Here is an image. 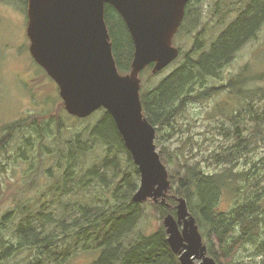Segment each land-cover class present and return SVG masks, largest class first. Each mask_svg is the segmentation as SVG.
<instances>
[{
	"label": "rangeland",
	"instance_id": "rangeland-1",
	"mask_svg": "<svg viewBox=\"0 0 264 264\" xmlns=\"http://www.w3.org/2000/svg\"><path fill=\"white\" fill-rule=\"evenodd\" d=\"M248 3L249 0H190L187 3L186 20H183V27L176 32L177 35L172 42V47L177 50L176 60L158 71L156 75L151 73L150 65L146 66L148 68L143 70L140 77L138 76L140 87H150L151 84L159 83L170 76L181 67L185 57L191 56L196 59L200 53L208 52L213 39L237 18ZM23 8L27 9V0H0V222L1 217L10 212V221L6 225L2 239L4 243L14 245L17 242L14 235L16 224L28 213L35 214L36 218L39 213H45L52 215L53 219H67L72 214V210H66L67 206L87 203L102 207L111 204L114 202L115 194L123 193L124 189L119 182L122 173L129 170L126 155L117 151L114 163L118 161L121 164L119 173L114 174L109 170L106 174L108 183L98 184L96 180H91L80 190L77 185L80 186V181L84 179L87 171L93 164H98L105 155L103 146L96 142L92 148L86 147L85 155L78 159L79 165L73 171L76 185L74 182L64 184V172L69 168L55 166L52 158L64 150L63 145L59 141H54L56 125L48 127V123L44 122H48L51 116L67 112L61 97L59 99L56 84L44 70L37 65L40 71L35 66L37 63L29 51L30 41L25 35L27 27L25 28L24 21L21 20V14L25 12L21 10ZM208 90L211 92L205 98H194L186 102L177 117L176 129H172V126L165 127L159 133L156 140L157 151L159 153L162 149V158L166 165L162 163L167 170L169 187L163 191L166 195L164 199L157 197L154 201L147 198L137 203L144 207L143 216L136 228L137 233L149 235L162 227L166 234L163 221L167 215L172 214L160 215L156 207L168 206L167 196L171 186L169 171L175 170L181 162L196 166L207 175L228 169H231L233 176L251 171L253 174L259 173L263 179L260 187L264 188V135L254 136L256 125L251 119L252 116L258 115V125L264 132V21L255 35L235 52L231 61L222 67L215 77L206 80L203 88L198 90L194 97ZM63 111L65 113H62ZM95 113L97 112L85 118L76 117L80 121L75 124L73 123L75 120L67 115L68 119L65 122L64 115L63 121L70 126L67 137L73 139V135L86 131L97 120L98 115L92 117ZM32 119L36 121L37 127L31 129ZM234 133L238 135L240 141L239 153L244 155L236 161L226 162L225 157L236 156L231 152L236 147L230 146L234 141L232 139ZM243 140H248V143H244ZM33 154L35 162L32 160ZM230 154L232 156L227 157ZM45 164L47 165L44 166ZM136 185L138 190L140 174ZM70 187H74L75 193L63 194V189ZM236 191L222 193L218 202V212L234 214L236 211L234 208L238 203L246 201L245 192ZM134 194L131 201L136 203L133 201ZM185 205L188 214L194 218V226L201 237L202 245L206 248L205 256L211 257L207 253L205 234L189 211L186 201ZM176 206L175 214L172 215L175 220ZM54 232L59 235L54 241L56 244L61 246L71 241L64 240L61 231ZM167 237L166 234V239ZM239 251L238 260L241 259L247 264H264V257H255L253 246L245 244ZM38 253L39 251L34 249L19 250L8 259V263L27 264L34 260ZM175 255L178 257L182 254ZM97 256L96 251L81 252L77 249L75 252L72 251L63 263L91 264ZM62 258L63 256L60 260ZM51 261L52 264H58L52 259ZM199 261L194 260V264Z\"/></svg>",
	"mask_w": 264,
	"mask_h": 264
},
{
	"label": "trees",
	"instance_id": "trees-1",
	"mask_svg": "<svg viewBox=\"0 0 264 264\" xmlns=\"http://www.w3.org/2000/svg\"><path fill=\"white\" fill-rule=\"evenodd\" d=\"M186 10L187 6L185 12ZM184 17L185 21L187 13ZM104 20L116 67L120 74H126L130 71L134 51L129 32L120 15L108 5L104 7ZM263 21L264 0H249L237 18L213 39L208 52L200 53L196 59L191 56L185 57L181 67L170 76L159 83L151 84L150 87H140L139 98L143 114L155 128L156 140L163 128L178 127L177 117L186 102L194 98L203 99L211 92L208 90L194 97V94L203 88L206 80L215 77L222 67L231 61L235 52L255 35ZM181 26L183 27V24L180 28ZM96 112L92 117L98 115L97 120L86 131L73 135V139L67 137L70 126L65 123L68 119L66 115L75 120L74 124L80 119L63 111L65 114L51 116L48 122H44L48 123V127L56 125L54 141L61 142L64 149L52 158L55 166L69 168L64 172V184L73 182L75 184L73 171L79 165V157L85 155L86 147L90 149L96 142L103 146L105 152L103 159L98 164H93L80 181V186L77 185L82 190L91 180H96L98 184L108 183L107 171L112 170L114 174H118L121 165L118 161L114 163L115 153L117 151L124 153L129 170L122 173L119 182L124 189L123 193L115 194L114 202L102 207L87 203L67 206L66 210H72L67 219H53L52 215L45 213H39L36 218L35 214L28 213L16 224L15 245L4 243L2 239L11 216L10 212L5 213L0 222V264H10L8 259L24 249L39 251L34 260L27 264H52L51 259L58 264H65L63 261L77 249L81 252L98 253L91 264H180L167 243L162 227L149 235L137 233L136 228L143 216L144 207L133 203L131 198L137 190L139 171L111 115L104 109ZM251 119L256 125L254 136H263L264 132L258 125L259 116H252ZM30 124L31 129L37 127L34 119ZM232 137L234 141L230 146L236 148L231 152L236 156L228 155L227 157L231 159L225 157L226 162L236 161L244 155L239 153L238 135L234 133ZM243 142L248 143V140ZM159 155L165 164L162 149ZM32 156L35 162V154ZM169 178L171 186L167 196L168 206L158 205L156 209L160 215L163 213L174 215L176 199H184L200 230L205 234L207 253L217 264H247L237 259L239 250L245 244L255 248V257H264V188L260 187L263 179L259 173L253 174L251 171L233 176L231 169H228L207 175L196 166L181 162L175 170L169 171ZM233 190H237L236 193L245 192L246 201L238 203L234 208L236 209L234 214L218 212V202L222 193ZM69 192L75 193L74 187L63 189V194ZM53 230L61 231L64 240L71 241L61 246L56 244L54 241L59 235ZM60 248L64 250L60 251Z\"/></svg>",
	"mask_w": 264,
	"mask_h": 264
},
{
	"label": "water",
	"instance_id": "water-1",
	"mask_svg": "<svg viewBox=\"0 0 264 264\" xmlns=\"http://www.w3.org/2000/svg\"><path fill=\"white\" fill-rule=\"evenodd\" d=\"M189 0H27L26 35L34 61L55 82L68 114L85 118L100 108L113 118L140 174L136 203L169 187L154 143L155 129L142 113L139 73L153 64L156 73L177 57L172 38ZM123 19L134 45L131 71L121 76L111 53L104 6ZM177 221H163L167 243L180 264H216L194 226L184 199H176ZM162 204L164 202H161ZM186 217L188 219H186ZM181 225V229H180Z\"/></svg>",
	"mask_w": 264,
	"mask_h": 264
},
{
	"label": "flooded vegetation",
	"instance_id": "flooded-vegetation-1",
	"mask_svg": "<svg viewBox=\"0 0 264 264\" xmlns=\"http://www.w3.org/2000/svg\"><path fill=\"white\" fill-rule=\"evenodd\" d=\"M24 13L23 14H21V20L22 21H24V26H25V28H26V26H27V15H26V9L24 10V8L23 9H21ZM23 30H24V27H23ZM25 35H26V33H25ZM23 36H24V32H23ZM26 38V40H28L27 39V37H25ZM35 66L37 67V69H39L38 68V66H37V64H35ZM40 71H41V69H39ZM41 73H43V72H41ZM44 75V74H43ZM45 76V75H44ZM46 82V81H45Z\"/></svg>",
	"mask_w": 264,
	"mask_h": 264
}]
</instances>
